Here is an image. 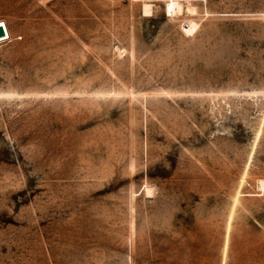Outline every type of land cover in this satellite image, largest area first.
<instances>
[{"label": "rangeland", "instance_id": "rangeland-1", "mask_svg": "<svg viewBox=\"0 0 264 264\" xmlns=\"http://www.w3.org/2000/svg\"><path fill=\"white\" fill-rule=\"evenodd\" d=\"M167 1L0 0V264H264V0Z\"/></svg>", "mask_w": 264, "mask_h": 264}, {"label": "bare ground", "instance_id": "bare-ground-1", "mask_svg": "<svg viewBox=\"0 0 264 264\" xmlns=\"http://www.w3.org/2000/svg\"><path fill=\"white\" fill-rule=\"evenodd\" d=\"M144 11L147 13L152 12V3L151 2H144ZM166 10L170 12V14L175 13H182L183 10L191 13H194L198 11L197 6L193 4H183L180 0H168L166 2ZM0 25L4 26V29L0 30V42L10 37V31L8 29V26L4 20H0ZM4 23V25L2 24ZM200 27V23L198 21H195L194 19H190L183 23V30L186 34L193 35L195 34ZM6 28V29H5ZM7 33V34H6ZM6 34V35H5ZM4 35V37H3ZM2 36V37H1ZM259 189L264 192V178H261L258 182ZM146 192L149 194L153 193V188L151 185L146 186ZM149 196V195H147Z\"/></svg>", "mask_w": 264, "mask_h": 264}, {"label": "trees", "instance_id": "trees-1", "mask_svg": "<svg viewBox=\"0 0 264 264\" xmlns=\"http://www.w3.org/2000/svg\"><path fill=\"white\" fill-rule=\"evenodd\" d=\"M250 134V133H249ZM241 140H247L248 139V136H245V137H240Z\"/></svg>", "mask_w": 264, "mask_h": 264}, {"label": "water", "instance_id": "water-1", "mask_svg": "<svg viewBox=\"0 0 264 264\" xmlns=\"http://www.w3.org/2000/svg\"><path fill=\"white\" fill-rule=\"evenodd\" d=\"M1 29H4V26L0 25V30H1Z\"/></svg>", "mask_w": 264, "mask_h": 264}]
</instances>
